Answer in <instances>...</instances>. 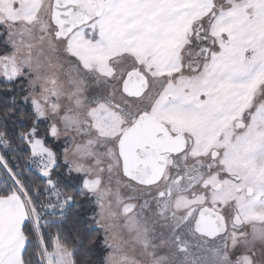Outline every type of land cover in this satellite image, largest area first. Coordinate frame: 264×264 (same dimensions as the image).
<instances>
[{
  "label": "snow or ice",
  "instance_id": "6c2138e0",
  "mask_svg": "<svg viewBox=\"0 0 264 264\" xmlns=\"http://www.w3.org/2000/svg\"><path fill=\"white\" fill-rule=\"evenodd\" d=\"M0 82V264H264V0H0Z\"/></svg>",
  "mask_w": 264,
  "mask_h": 264
},
{
  "label": "trees",
  "instance_id": "16d2710c",
  "mask_svg": "<svg viewBox=\"0 0 264 264\" xmlns=\"http://www.w3.org/2000/svg\"><path fill=\"white\" fill-rule=\"evenodd\" d=\"M3 87H4L3 82H0V89H3ZM17 103H18L19 106L24 107L25 109H30V105H25L22 100H18ZM45 127L46 126L43 123L40 125V130H41V134L42 135H43V130H44ZM9 159L12 160L11 155H9ZM12 163L14 165L18 164L21 169L25 168V161H24L22 156H21L20 159L12 161ZM25 174L26 175H29V174L34 175L35 173L34 172L33 173L26 172ZM85 203H86L85 200H83V202H79L77 205H73L72 206L71 210L68 213L69 221H71L73 219V213H78L79 214V219L81 221H83L85 225H87L88 223H91L88 220L89 216H88V214L86 212V206H85L86 204ZM48 218L51 219L52 217H48ZM45 231H47V229H45ZM53 232H55V229H53ZM91 236L94 237L95 239L99 240L100 230L97 229L95 226H93V230L91 231ZM99 255H100V253L98 251V246H97V248L95 250V254L91 258L93 260H97V259H99Z\"/></svg>",
  "mask_w": 264,
  "mask_h": 264
},
{
  "label": "rangeland",
  "instance_id": "374dc122",
  "mask_svg": "<svg viewBox=\"0 0 264 264\" xmlns=\"http://www.w3.org/2000/svg\"><path fill=\"white\" fill-rule=\"evenodd\" d=\"M45 126H46V124H45ZM51 143L57 144V142L54 141V140L51 141ZM57 147L58 148H62L63 147V141L62 140L57 144ZM85 202H86L85 203L86 204L85 205L86 206V212H87L88 216L90 217V216H92L93 211L95 210L94 209V205L90 204L89 201L86 200V199H85ZM93 226H95V225H93ZM99 241H100V243L98 245V251L100 253L99 259H101L102 258V255H103V249H104V245H103V233L101 231H100Z\"/></svg>",
  "mask_w": 264,
  "mask_h": 264
}]
</instances>
